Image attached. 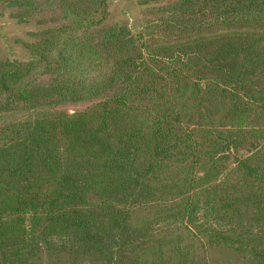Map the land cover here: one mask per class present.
Instances as JSON below:
<instances>
[{
  "label": "trees",
  "instance_id": "trees-1",
  "mask_svg": "<svg viewBox=\"0 0 264 264\" xmlns=\"http://www.w3.org/2000/svg\"><path fill=\"white\" fill-rule=\"evenodd\" d=\"M133 1L0 0L52 23L0 58V264H264V0Z\"/></svg>",
  "mask_w": 264,
  "mask_h": 264
},
{
  "label": "rangeland",
  "instance_id": "rangeland-1",
  "mask_svg": "<svg viewBox=\"0 0 264 264\" xmlns=\"http://www.w3.org/2000/svg\"><path fill=\"white\" fill-rule=\"evenodd\" d=\"M108 8L107 21L126 25L129 29L137 30L138 26L148 17L145 12L142 13L144 6H138L133 0H106ZM134 8V9H131ZM128 9H131V11ZM126 11V12H125ZM16 10L12 7H5L0 3V58L11 60H27L31 56V50L27 46L28 43L34 42L38 38V34L52 23L40 22L42 18L49 21V17L45 11L31 16L21 21L15 16ZM45 13V15H44ZM95 99L80 102L78 104H69L63 107L70 114L82 110L94 103ZM68 113V114H69ZM243 148L237 149V153L231 151L239 158L245 153ZM235 164L237 161L233 157L230 158ZM195 245V244H194ZM199 252V261L201 264H238L242 262V256L234 253L226 248L219 247H202L196 242L195 248Z\"/></svg>",
  "mask_w": 264,
  "mask_h": 264
},
{
  "label": "water",
  "instance_id": "water-1",
  "mask_svg": "<svg viewBox=\"0 0 264 264\" xmlns=\"http://www.w3.org/2000/svg\"><path fill=\"white\" fill-rule=\"evenodd\" d=\"M138 7H140V6H136V7H134V8H138ZM134 8H131V9H134ZM131 9H128V12H129V10L131 11ZM126 12V11H125ZM31 58V56L30 57H28V58H26L27 60H29ZM71 111L72 110H68V113L70 112L71 113ZM232 157L235 159V161H238V157H236L234 154H232Z\"/></svg>",
  "mask_w": 264,
  "mask_h": 264
}]
</instances>
